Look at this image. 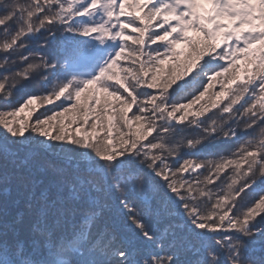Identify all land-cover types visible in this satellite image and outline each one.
I'll list each match as a JSON object with an SVG mask.
<instances>
[{
	"label": "snow or ice",
	"instance_id": "6c2138e0",
	"mask_svg": "<svg viewBox=\"0 0 264 264\" xmlns=\"http://www.w3.org/2000/svg\"><path fill=\"white\" fill-rule=\"evenodd\" d=\"M50 150L127 226L82 230L75 264H264V0H0L5 195ZM28 206L37 231L65 211ZM7 227L0 264H47Z\"/></svg>",
	"mask_w": 264,
	"mask_h": 264
},
{
	"label": "trees",
	"instance_id": "16d2710c",
	"mask_svg": "<svg viewBox=\"0 0 264 264\" xmlns=\"http://www.w3.org/2000/svg\"><path fill=\"white\" fill-rule=\"evenodd\" d=\"M42 110V109H41ZM38 167L35 169L34 179L37 181L35 189H33L32 185L26 189L17 190L14 184H10L8 187L10 189L9 193L5 195L4 193V185L0 184V218H4L5 216H13L16 210L20 209V206L29 205V198L33 191H35L36 195H39L41 191H45L49 199L54 200L58 196L65 198H69L72 193L71 184L64 183V178L68 174L67 172L60 171V168L64 167L63 165L58 163V156L56 150H50L47 157L38 156ZM48 181H54V185L50 188H46V184ZM77 196V203L75 207H72L68 211L71 213H80L89 209V204L94 207H99L96 212V222H98L99 226L95 228V233L100 231L102 228L104 229H112L114 226H117L118 232H126L127 226L126 222L119 216L116 211L115 205L112 200L105 199L103 197H97L96 193H92V197L97 199L96 204H92L91 202H85L84 199L80 197L83 196V193L75 192ZM63 206H65L63 202ZM56 215V214H50ZM59 218L68 217V212L64 211L63 214L57 215ZM57 216H55V224L54 227L57 226H65ZM67 219V218H65ZM153 226L157 225L161 228V230L167 226L164 220H153Z\"/></svg>",
	"mask_w": 264,
	"mask_h": 264
}]
</instances>
